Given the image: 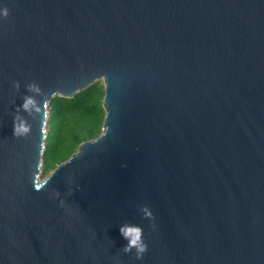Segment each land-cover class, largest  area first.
<instances>
[{"label":"water","instance_id":"95a60500","mask_svg":"<svg viewBox=\"0 0 264 264\" xmlns=\"http://www.w3.org/2000/svg\"><path fill=\"white\" fill-rule=\"evenodd\" d=\"M98 80L42 177L50 100ZM0 264H264V0H0Z\"/></svg>","mask_w":264,"mask_h":264},{"label":"trees","instance_id":"16d2710c","mask_svg":"<svg viewBox=\"0 0 264 264\" xmlns=\"http://www.w3.org/2000/svg\"><path fill=\"white\" fill-rule=\"evenodd\" d=\"M105 83L98 80L73 97L56 96L48 105L47 135L42 155V177L78 150L81 142L103 131Z\"/></svg>","mask_w":264,"mask_h":264},{"label":"clouds","instance_id":"9594fccd","mask_svg":"<svg viewBox=\"0 0 264 264\" xmlns=\"http://www.w3.org/2000/svg\"><path fill=\"white\" fill-rule=\"evenodd\" d=\"M3 16L6 18L9 16V9L5 7L3 9ZM27 107V105H25ZM27 131L26 128H22L20 125H14V134L19 135L21 131ZM42 186L36 185L39 190ZM59 196V193H57ZM147 217H152L153 213L149 211V208L145 206L142 209ZM120 232L122 236L128 241L127 245L124 247L125 252H131L133 248L136 249L137 258H143L144 253L148 250V245L144 241L143 228L138 225H123L120 227Z\"/></svg>","mask_w":264,"mask_h":264}]
</instances>
